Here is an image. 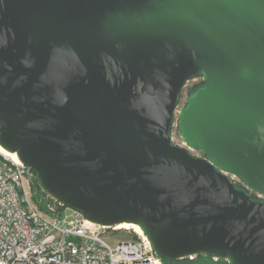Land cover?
<instances>
[{"label": "water", "instance_id": "water-1", "mask_svg": "<svg viewBox=\"0 0 264 264\" xmlns=\"http://www.w3.org/2000/svg\"><path fill=\"white\" fill-rule=\"evenodd\" d=\"M195 77L179 123L202 159L171 140ZM0 146L162 264H264V202L223 174L264 195V0H0Z\"/></svg>", "mask_w": 264, "mask_h": 264}, {"label": "built area", "instance_id": "built-area-1", "mask_svg": "<svg viewBox=\"0 0 264 264\" xmlns=\"http://www.w3.org/2000/svg\"><path fill=\"white\" fill-rule=\"evenodd\" d=\"M223 174L237 188L236 180L241 178ZM29 176L34 177L28 168L0 155V264H158L160 261L149 239L138 235L120 240L113 236L120 231L116 230L117 226L89 222L81 211L58 202L42 186L48 201L41 209L36 195L27 187ZM108 239L118 243L112 247ZM181 259L196 261L195 255Z\"/></svg>", "mask_w": 264, "mask_h": 264}, {"label": "rangeland", "instance_id": "rangeland-1", "mask_svg": "<svg viewBox=\"0 0 264 264\" xmlns=\"http://www.w3.org/2000/svg\"><path fill=\"white\" fill-rule=\"evenodd\" d=\"M205 85L206 83L203 81L202 77H195L194 79L190 80L185 85V87L182 89L180 93L179 100L177 102V108L174 113L173 125L171 128V138H173L172 144L177 147L187 149L193 157L200 158V159L204 158V155L200 150L195 151V150L189 149L187 145H183L184 140L181 137L179 117H180V113L182 109H184L187 106L189 97L193 93H195L197 90L204 87ZM236 181H237V189L245 191V193H247L253 201L264 202V196L261 193L259 192L257 193V192L247 189L244 186L241 179H237ZM26 184H27V187L30 190H32V192L36 195V198H37L36 202L38 203L39 207L41 209L45 208L48 200L46 199V194L44 193L40 183H38L36 177L29 176L26 180ZM113 236H115L116 238H119L120 240H129L133 237L138 238V235L134 233L133 231H118V232H115ZM108 242L110 246L112 247H115L116 244L118 243L114 240H109V239H108ZM202 256L203 255L197 254L195 255V259L197 260ZM179 263H192V262H190L188 259H179Z\"/></svg>", "mask_w": 264, "mask_h": 264}, {"label": "bare ground", "instance_id": "bare-ground-1", "mask_svg": "<svg viewBox=\"0 0 264 264\" xmlns=\"http://www.w3.org/2000/svg\"><path fill=\"white\" fill-rule=\"evenodd\" d=\"M0 155H2L3 157H5L6 159L12 161L16 165H19V166H22L23 165L22 162L19 160V158H18V156H17L16 153H11V152L7 151L6 149H4L1 146H0ZM116 230H120V231L121 230L122 231H133L137 235L148 239V237L144 234V231H143V229L141 227L136 226V225L131 224V223L121 224V225H119V226L116 227ZM216 260H217V258H216ZM158 264H162L161 261H159Z\"/></svg>", "mask_w": 264, "mask_h": 264}]
</instances>
